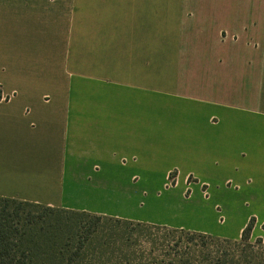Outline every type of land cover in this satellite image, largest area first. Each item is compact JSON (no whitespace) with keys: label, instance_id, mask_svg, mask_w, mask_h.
I'll return each instance as SVG.
<instances>
[{"label":"crops","instance_id":"obj_1","mask_svg":"<svg viewBox=\"0 0 264 264\" xmlns=\"http://www.w3.org/2000/svg\"><path fill=\"white\" fill-rule=\"evenodd\" d=\"M0 197L264 240V0H0Z\"/></svg>","mask_w":264,"mask_h":264},{"label":"trees","instance_id":"obj_2","mask_svg":"<svg viewBox=\"0 0 264 264\" xmlns=\"http://www.w3.org/2000/svg\"><path fill=\"white\" fill-rule=\"evenodd\" d=\"M253 225L233 241L0 197V264H264Z\"/></svg>","mask_w":264,"mask_h":264},{"label":"rangeland","instance_id":"obj_3","mask_svg":"<svg viewBox=\"0 0 264 264\" xmlns=\"http://www.w3.org/2000/svg\"><path fill=\"white\" fill-rule=\"evenodd\" d=\"M171 177H172V176H171ZM175 180H177V183H178V184L180 183V185H179L178 187H181V186L183 185L182 178H176V177H175Z\"/></svg>","mask_w":264,"mask_h":264}]
</instances>
